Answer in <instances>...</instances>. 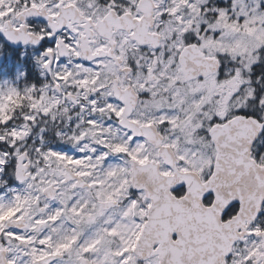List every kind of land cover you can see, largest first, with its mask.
I'll return each instance as SVG.
<instances>
[{
    "label": "snow or ice",
    "instance_id": "obj_1",
    "mask_svg": "<svg viewBox=\"0 0 264 264\" xmlns=\"http://www.w3.org/2000/svg\"><path fill=\"white\" fill-rule=\"evenodd\" d=\"M0 34L48 76L0 84V264H264V0H0Z\"/></svg>",
    "mask_w": 264,
    "mask_h": 264
},
{
    "label": "flooded vegetation",
    "instance_id": "obj_2",
    "mask_svg": "<svg viewBox=\"0 0 264 264\" xmlns=\"http://www.w3.org/2000/svg\"><path fill=\"white\" fill-rule=\"evenodd\" d=\"M37 18L35 17H29L28 22L32 24ZM40 20H43L42 18H39ZM46 22V21H45ZM0 39H3L0 37ZM5 50L6 52H10V57L6 60L9 64L10 58L12 56L11 50H14L18 54V59L14 63L15 72L16 70L20 73V81H19V88H24L25 85H40L44 82L45 79L48 78L47 74L41 75V69L38 67L34 57L39 55L40 49L39 46H32V45H23L20 48H15L13 46L5 44ZM22 54V55H21ZM7 58V55L6 57ZM1 65V64H0ZM14 74H9L7 76H15ZM6 75V74H5ZM1 76V75H0ZM6 216L3 217L5 219Z\"/></svg>",
    "mask_w": 264,
    "mask_h": 264
},
{
    "label": "rangeland",
    "instance_id": "obj_3",
    "mask_svg": "<svg viewBox=\"0 0 264 264\" xmlns=\"http://www.w3.org/2000/svg\"><path fill=\"white\" fill-rule=\"evenodd\" d=\"M7 55V58H5ZM22 55V54H21ZM10 57V52L5 50V44H0V64H2L4 61H6ZM20 81V73L16 70L15 76H7L4 73L0 76V84H3L4 82H7L9 84L16 85L18 88ZM6 216V214L4 215ZM4 216H0V219H3Z\"/></svg>",
    "mask_w": 264,
    "mask_h": 264
},
{
    "label": "trees",
    "instance_id": "obj_4",
    "mask_svg": "<svg viewBox=\"0 0 264 264\" xmlns=\"http://www.w3.org/2000/svg\"><path fill=\"white\" fill-rule=\"evenodd\" d=\"M12 56L10 58V64L6 61H4L1 65H0V75L2 73L9 75V74H14L15 72V68H14V63L15 61L18 59V54L16 51L11 50ZM20 86V85H19Z\"/></svg>",
    "mask_w": 264,
    "mask_h": 264
},
{
    "label": "water",
    "instance_id": "obj_5",
    "mask_svg": "<svg viewBox=\"0 0 264 264\" xmlns=\"http://www.w3.org/2000/svg\"><path fill=\"white\" fill-rule=\"evenodd\" d=\"M42 18V17H41ZM42 19H44V18H42ZM0 37H2L3 38V34H0ZM4 39V38H3ZM7 45H10V46H13V47H15V48H20V47H22L23 45H25V44H23L22 42H15V43H13V42H7L6 43Z\"/></svg>",
    "mask_w": 264,
    "mask_h": 264
}]
</instances>
